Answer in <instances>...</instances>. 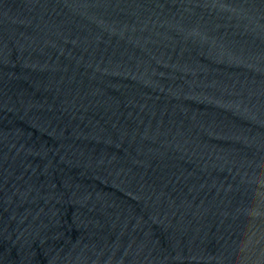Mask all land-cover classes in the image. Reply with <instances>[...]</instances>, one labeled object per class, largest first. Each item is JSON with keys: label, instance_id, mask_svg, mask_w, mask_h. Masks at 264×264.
<instances>
[{"label": "water", "instance_id": "obj_1", "mask_svg": "<svg viewBox=\"0 0 264 264\" xmlns=\"http://www.w3.org/2000/svg\"><path fill=\"white\" fill-rule=\"evenodd\" d=\"M0 264H264V0H0Z\"/></svg>", "mask_w": 264, "mask_h": 264}]
</instances>
